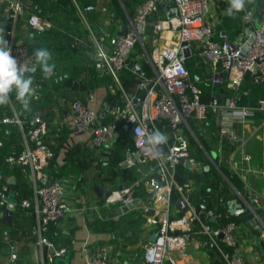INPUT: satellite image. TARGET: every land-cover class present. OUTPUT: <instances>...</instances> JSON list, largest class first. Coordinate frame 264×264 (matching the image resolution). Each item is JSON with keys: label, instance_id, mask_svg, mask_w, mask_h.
Returning <instances> with one entry per match:
<instances>
[{"label": "built area", "instance_id": "obj_1", "mask_svg": "<svg viewBox=\"0 0 264 264\" xmlns=\"http://www.w3.org/2000/svg\"><path fill=\"white\" fill-rule=\"evenodd\" d=\"M163 1L142 0L128 27L111 34L106 44L93 36L86 22L85 12L94 6L74 2L79 18L92 37L96 64L111 78L109 92L117 93L115 102L95 110L85 101V88L81 89L85 98L55 93L44 101V89L51 84L42 75L34 73L33 87L39 98L32 99L28 111L22 110L15 92L10 94L7 105L0 106V145L5 140L8 145L0 157L5 165L21 170L22 177L28 176V196H19L14 185L13 196L17 198L14 199L11 214L17 218L22 211L16 207L30 208L36 242L47 247L48 259L62 256L67 251L66 245L53 244L46 235L49 225L61 218L66 209L64 179H53L45 171L56 153L52 147L64 126L71 131L87 132L86 141L76 144L81 148L88 146L93 152L100 151L104 146L109 149L120 132L126 131L128 134L131 147L125 150L116 165L134 169L136 176L129 184L106 192L101 202L104 205L120 204L127 211L134 210L137 216L144 217L154 227L155 238L144 247V264H163L165 258L169 259L168 252L183 246L192 233L205 235L217 248L225 264H261L232 248L236 222L227 209H195L189 198L190 184L187 181L177 183L173 173L180 158L189 161L188 169L200 172L202 168V162L194 158L188 147L187 134L191 132L188 120L197 124L211 112L218 118V131L221 134L229 132L236 123L252 122L257 113L262 114L264 120L263 96H258L252 104L237 102V89L244 78L251 85L264 82V12L256 16L245 2L244 9L238 14V27L229 36L216 31L206 19L209 0H169L175 12L168 17H162L158 12L159 3ZM23 9L22 0H9L2 4L0 15L5 24L3 36L9 43L11 54L19 63L31 66L35 47L13 33V23ZM151 15L154 16L151 23L153 32L158 34L162 28L176 27L177 36L166 43H154L149 49L144 48L143 54L150 68L147 74L138 61L131 59L130 52L137 41L141 42L142 37H147L145 26ZM25 23L39 32L51 27L49 20L32 12L26 15ZM104 45L108 47L107 50ZM185 51L187 56L196 58L208 84H224L233 93L220 96L210 89L208 97L202 99L201 89L192 81L186 68ZM123 68H128L136 78L130 90L123 88L119 78ZM242 93H246L245 90ZM155 130L167 136V141L158 145L159 154L156 150L149 151L146 136L141 135L142 131L152 134ZM13 133L15 140L11 139ZM243 158L248 159L249 154H244ZM154 171L158 172V178ZM258 172L264 179V162ZM139 182L153 197L135 207L133 186ZM172 186L186 205L185 211L176 208L180 213L173 215ZM8 191L9 181L5 177L0 181V204L7 202ZM218 200H221L220 197ZM87 207L93 215L98 214L97 203H90ZM4 209L0 208V217ZM206 216H213L215 224L204 221L202 217ZM217 239L222 244H216ZM14 258L15 254L11 252L6 264H14ZM41 260L43 262V257ZM169 261V264H175ZM83 264L115 262L108 258L104 244H94L86 250Z\"/></svg>", "mask_w": 264, "mask_h": 264}, {"label": "crops", "instance_id": "obj_2", "mask_svg": "<svg viewBox=\"0 0 264 264\" xmlns=\"http://www.w3.org/2000/svg\"><path fill=\"white\" fill-rule=\"evenodd\" d=\"M7 1L9 0H0V8ZM22 1L24 9L18 14L17 19L13 23V33L15 37L30 45L38 42L36 41L37 39H30L32 33H34V38L37 34H41L43 38L50 40L49 43L41 40L39 41V45L35 44V49H38V46L53 48L54 45H59L61 42L66 43L69 40L71 42L78 40L84 42L85 40L70 33L77 26L84 29V35L87 41H90L92 47V37L79 18L74 2L80 5L90 3L94 6L93 9L85 12L86 22L92 29L93 36L103 44H106L111 34L120 32L128 27L131 17L142 0H125L124 2L116 0L114 3L110 0H70L71 3L66 6L59 3L58 0ZM245 2L256 16H260L264 12V0H250V2L249 0H245ZM229 8L230 2L209 0L206 19L213 24L216 31H221L231 36L239 24V12L233 11L230 15ZM31 12L49 20L51 27L42 32L29 28L25 23V17ZM158 12L162 17H168L175 11L172 3L169 0H165L159 3ZM153 20L154 16L151 15L145 26L147 37H142L141 42L137 41L130 52L131 59L138 61L144 67L147 66V59L143 54L144 48L149 49L154 43H166L177 36L176 27L169 29L162 28L158 34L153 32L151 25ZM4 26L5 24L2 22L0 15V28ZM28 30H31V32ZM25 31H28V35L25 34ZM94 52L95 50L92 48L88 51V54L84 53L86 58L91 59V64L93 61L97 73L90 72L89 74V71H86V85L83 87L85 88L86 98L83 97L88 106L95 110H100L106 104L115 102L117 93L109 92L111 78L103 68L96 64L97 60L93 57ZM185 65L188 71L189 67L192 68L190 77L200 89L202 88L201 85H208L202 68L197 65L196 58L187 56L185 58ZM148 71L150 73L149 65ZM222 85L224 89L217 88L215 92L220 96L230 95V89L224 86V84ZM258 85L260 86H253L244 78L237 91L245 90L246 93L244 94L249 100H252L257 96H264V93L261 92L264 82ZM138 91L142 92L141 89ZM208 93H202V99H206ZM117 99L120 101L119 97ZM247 103H251V101L245 104ZM197 125L200 126H197V129L201 130L202 139L207 147L203 149V153L208 158L211 166L219 173L216 168L215 159L221 160L230 175L241 186L240 191L228 179L226 180L229 183L220 175L225 181L228 193L227 197L224 196L225 193L221 194L220 199L227 200L230 197H236L243 203L244 192L246 191L245 194L251 196L250 203L252 205L258 199H263L264 202V179L258 172L259 167L264 162L263 115L257 113L252 122L236 123L229 132L224 134L218 131V118L216 115H213L208 120L197 123ZM189 134L194 136L192 131ZM65 138L66 146L74 145L79 141H86L88 134L87 132L68 130ZM85 148L90 153L86 151L85 158L79 157V160L75 163H67L68 160L64 159L65 153L63 148L59 149L52 157L48 168L45 169L47 176L53 179L60 177L64 179L63 188L66 209L61 218L49 225L46 232L47 237L52 240L53 244H64L67 246L64 256L47 258L48 249L46 246L39 245L36 242V235L33 232V215L30 208L26 207L17 218L11 214L10 221L0 237V264L7 263L11 252L15 254V258L12 260L14 264H83L86 250L94 244H104L107 248L108 258L113 260L115 264H144V247L150 241L151 234L154 233V227L148 224L144 217L138 216L128 227H124L122 224L115 226L106 225L101 228L94 226L96 221L106 223L117 221L127 210L120 204L104 205L101 202L102 196L108 191L105 190L106 183L103 171L109 161L107 146H104L100 151L94 152L88 146H85ZM244 154H249V158L244 159ZM207 170L208 166L202 164L201 171L205 172ZM9 176H13L12 171H8L5 174L7 179ZM22 180L26 184L28 176L24 175ZM185 181L190 184V189L196 192L199 210L206 209L205 204L209 207H216V202L210 196V192L207 194H205L206 192H202L201 187L203 183L201 181H194L192 176L186 177ZM217 191L218 189L214 191L213 197L218 195V192H221V190ZM204 194L207 196L204 197ZM152 197L153 195L149 191L139 193L135 195L133 205L138 207L150 201ZM179 197L177 194L171 200V214L178 212L175 203ZM90 203H97L99 207L98 214L93 215L90 212L87 207ZM156 203L159 204V201H156ZM224 208L227 209L226 203ZM232 217L236 222V233L232 248L243 256L263 264L264 259H261L260 256L263 252L260 251V246L255 247L258 240L252 237L250 232L258 225L257 213L255 212L254 215L250 214L245 218H241L238 214L232 215ZM250 217L255 219V224L250 221ZM2 218L3 215L1 216ZM221 243L217 239L216 244ZM212 244L205 235L192 233V237L183 246L171 249L168 252L169 259L175 264H225L223 257H221L217 248ZM65 256L66 258H64ZM42 257L43 262L41 260ZM169 259L168 257L165 258L163 264H169Z\"/></svg>", "mask_w": 264, "mask_h": 264}, {"label": "trees", "instance_id": "obj_3", "mask_svg": "<svg viewBox=\"0 0 264 264\" xmlns=\"http://www.w3.org/2000/svg\"><path fill=\"white\" fill-rule=\"evenodd\" d=\"M58 1H59V3L63 4L64 6L69 5L71 3L70 0H58ZM110 1L114 3V1H116V0H110ZM121 1L124 2L125 0H121ZM35 39H37L36 41H38V42L35 43L36 45H39L40 44L39 41H41V40H45L47 43L50 42L49 39L43 38L41 34H37L35 36L34 40ZM35 44H32L33 46L32 45L31 46L34 48ZM71 45H72V48H74V50L77 53H81L82 55H84V53L85 54H88V51H90L92 49L89 40L88 41H84V42H80L79 40L78 41H75V42L72 41L71 42ZM141 68H142V70L144 72L149 73V71H148V64H147L146 67L141 66ZM87 70L89 71V74H90V72L91 73H94V74L97 73L96 67H95L93 61H92V64H91V59H89V58H88L87 64L83 68V71H84L85 74H86V71ZM188 72H189V76H190L191 75L190 73H192V68L191 67H189V71ZM63 75L65 77L68 76V74H66V73H63ZM64 76H62V77H64ZM119 78H120V81L122 83L123 88L130 90V89H132V87H134L136 78H135V76L132 74V72L128 68H123L121 70L120 75H119ZM84 86L85 85H82L81 89ZM253 86L256 87V86H260V85L256 84V85H253ZM74 87L75 86L72 83L65 90H63V91L56 90L54 92H51V85L48 86V87H45V89H44V91H45V100L44 101L49 100L50 97L53 94H55V93L58 94V95H61V96H65V97H70V96H75V95L76 96L83 97L82 94H79V93L75 94V92H74L75 91L74 90L75 88ZM201 87H202L201 88V91H202L203 94L204 93H208L210 91V89H212L214 92L217 91V88L224 89V87H223L222 84H218V85H214V86H211L210 84H208L207 86L201 85ZM230 93H233V91L230 90ZM238 94H239V96L237 97V102L238 103H243V104H245L246 102H249V101H251V103H247V104H252L254 102V100L258 97L257 96L255 98H253L252 100L251 99L249 100L247 98V96L242 93V90H238ZM118 102H120V101H118ZM213 115H214L213 113L209 112L203 121L208 120ZM187 122L189 124V127H190L191 131L193 132V135H194V136H192L189 133L187 134L188 147H189L192 155L194 156V158H196L197 160L201 161L203 165L206 164L208 166V170L205 171V172H202V171L201 172H195L194 170L188 169L183 164L177 163L176 166H175L174 173H173L174 180L177 183L184 182L185 179H186V177H189V176H192V175L194 176L195 173H203L204 174L203 176H205L207 174L217 175L216 169L213 166H211V164L209 163L208 158L203 153V149H206L207 147H206V144L204 143V141L202 139L201 130L200 129H197V126H199V125H197L196 123H194L192 120H188ZM68 130L69 129L66 128V127H64V126L61 128L60 135L57 138V142L52 147V149L55 152V151H58L59 149L63 148L64 153H65L64 159L65 160H68V162H70V163H75L76 161L79 160V157L85 158L86 151H88V153H90V152H89V150L87 148H85V146L82 147V148L79 147L77 144L66 146V143H65V139L66 138H65V136H66ZM11 139L12 140L13 139L14 140L16 139V136H15L14 133L11 135ZM6 143H7V141L5 140L0 145V154H3L6 151V149L8 148V145ZM130 147H131V142H130V138H129L128 134L126 133V131L120 132V135L112 142L110 148L108 149V156H109L108 159H109V162H111V164H117V162L120 160V158L124 154L125 150L128 149V148H130ZM215 163L219 167V169L221 170V172L226 176V178L233 185H235L238 190L241 191V186L232 177V175H230V173H229L228 169L226 168V166L220 160H218V159H215ZM8 171H12V173H13V176H14V185H15V188L19 192V196L21 194L22 195H25V196H28L29 190L26 187V184L24 183V181L22 180V175H21V172H20L21 170H19L15 166L9 167L8 165H5V163L2 161V157H0V180L5 178V174ZM131 171H134L136 173V171L134 169H132V168H120V173L123 176H125V177L128 176ZM153 174L155 175L156 178L159 177V174H158L157 171H154ZM203 176H201V178ZM134 178H135V176L132 177L131 181ZM197 181H201L203 183V185L201 187L202 190H203L202 192H206L205 194H207L208 192H210V196L212 198H214V200L216 202V209L217 210H223L224 207H225L226 200H224V199H221L220 201L218 200V198L220 197V195L222 194V192H218L217 191L218 192V195H216L215 197H213V193L216 190H213L214 187L212 186V184H210V183H204L202 179L201 180H197ZM121 186H123V185H121ZM133 189H134L133 190V195H137L139 193H145L146 192V190L144 188V184H142L141 182L135 184L133 186ZM177 194L178 193H177L176 189L172 186L171 189H170L171 200ZM205 194H204V197L207 196ZM16 198H17V196L14 197V199H16ZM189 198H190L191 203L194 205V208L195 209H198L199 207H198L197 201H196V192H194V190H191L190 189V191H189ZM205 205H206L205 208H208L209 207L207 204H205ZM0 208H5V203L4 204H0ZM16 209L19 210V211H23L25 208H23V207H16ZM179 213L180 212L178 211L176 214H179ZM136 214H137L136 211H134V210L133 211L128 210L126 213H124V215H122L121 217H119L117 221H110V222H107V223L106 222H101V221H96L94 226L96 228H101V227H105L106 225H108V226H115V225H118V224H122L124 227H128L138 217ZM171 215H173V214H171ZM230 217L233 219L232 215H230ZM202 218L204 219V221H207V222H209L212 225L215 224V222H216V220L210 221L208 219L209 217H207V216L206 217H202ZM0 222H2V223H0L1 224L0 225V237H1L2 234L5 231V227L8 225V223L4 222L1 219V217H0ZM192 229H193V227H191V230Z\"/></svg>", "mask_w": 264, "mask_h": 264}, {"label": "rangeland", "instance_id": "obj_4", "mask_svg": "<svg viewBox=\"0 0 264 264\" xmlns=\"http://www.w3.org/2000/svg\"><path fill=\"white\" fill-rule=\"evenodd\" d=\"M28 31L31 32V30H28ZM28 31H25V34L28 35ZM70 33L78 36L82 40L87 41V38L84 35L85 33L84 29L82 27L77 26L75 27V30L71 31ZM30 39L34 40V33H32ZM70 43H71V40L67 41L66 43L61 42V44L59 45H56V46L54 45L53 48L38 46V49L47 48L52 53V59L49 61V63L55 64V70L51 78L48 79L51 84V92H54L56 90L63 91L73 83V85L75 86L74 87L75 89L73 88L75 90L74 91L75 94L77 93L82 94L81 87L82 85H86L85 73L83 71V68L87 64L88 58L83 56L81 53H77L74 50V48L70 46ZM63 73L68 74V76L65 77ZM35 74L42 75L39 68L37 69ZM91 88H92V84H91ZM261 92L264 93V86L262 87ZM103 171H104V179L106 183L105 190H108V191L114 188H118L121 185H127L131 181L132 177L136 176V173L134 171H131L129 175L126 177L123 176L120 173V168L117 167L116 164H111V162L109 161L106 167L103 169ZM203 175H204L203 173H195L194 176L192 175V178L194 181L202 179L204 183L212 184L215 190L217 189L218 191L221 190L222 194L225 193L224 196L227 197L228 193L226 190L225 181L229 183L228 180L225 179L224 181L220 176L221 174L218 172H217V175H214V174H207L205 176ZM201 176L203 177L201 178ZM251 206L253 207V210L257 213V224L258 225L255 229L251 230L250 232L252 234V237L257 238L258 243H256L255 247L260 246L259 249L260 251L263 252V254H261L260 256H261V259H264V202H263V199H258L257 202L254 203L253 205L251 204ZM260 256H257V257H260Z\"/></svg>", "mask_w": 264, "mask_h": 264}, {"label": "clouds", "instance_id": "obj_5", "mask_svg": "<svg viewBox=\"0 0 264 264\" xmlns=\"http://www.w3.org/2000/svg\"><path fill=\"white\" fill-rule=\"evenodd\" d=\"M244 7L245 0H230L229 14L231 15L233 11L240 12ZM33 55L34 63L31 66L19 63L11 54L9 43L3 36V29L0 28V106L10 102V94L13 92L24 111L29 110L32 99L39 98L33 87L34 73L39 68L43 78L49 79L54 74L55 64L49 63L52 53L47 48L36 49ZM141 135L146 136L149 151L156 150L157 154H159L157 146L167 141V136L159 130L152 134L142 131Z\"/></svg>", "mask_w": 264, "mask_h": 264}, {"label": "water", "instance_id": "obj_6", "mask_svg": "<svg viewBox=\"0 0 264 264\" xmlns=\"http://www.w3.org/2000/svg\"><path fill=\"white\" fill-rule=\"evenodd\" d=\"M105 50H107V46H104ZM184 55L187 56V51L184 52ZM93 57L97 60V56H96V52L93 53ZM157 148H159V146H157ZM178 163L179 164H183L185 166H188L189 165V161L186 160V159H182L180 158L178 160ZM206 167V166H205ZM217 170L219 171V173L225 178L226 176L221 172V170L219 169L218 166H216ZM8 181H9V191H8V196H7V202L5 203V209H4V212H3V218L2 220L6 223H8L10 221V218H11V211L14 207V196H13V188H14V178L13 176H9L8 178ZM246 191L244 192V199H243V203L238 200L236 197H230L226 200V208H227V211L231 214V215H239L241 218H245V217H248L250 214L251 215H254L255 212L251 206V203H250V198L251 196L250 195H247L245 194ZM175 207L183 212L185 211L186 209V205L184 204V202L182 201L181 198H178L176 203H175ZM210 221H213L214 220V217L213 216H209L208 218ZM250 221H252V223H256L255 219L253 217H250L249 218ZM155 235L156 233H152L151 236H150V241H153L154 238H155ZM218 237H220V233L218 234ZM64 256V255H62ZM66 258V256L64 257Z\"/></svg>", "mask_w": 264, "mask_h": 264}]
</instances>
